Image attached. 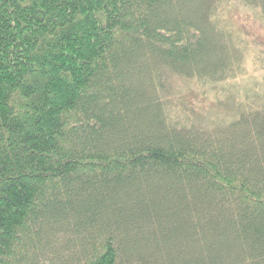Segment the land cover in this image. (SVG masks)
I'll use <instances>...</instances> for the list:
<instances>
[{"label": "trees", "instance_id": "16d2710c", "mask_svg": "<svg viewBox=\"0 0 264 264\" xmlns=\"http://www.w3.org/2000/svg\"><path fill=\"white\" fill-rule=\"evenodd\" d=\"M0 264H264V0H0Z\"/></svg>", "mask_w": 264, "mask_h": 264}, {"label": "rangeland", "instance_id": "374dc122", "mask_svg": "<svg viewBox=\"0 0 264 264\" xmlns=\"http://www.w3.org/2000/svg\"><path fill=\"white\" fill-rule=\"evenodd\" d=\"M188 101L189 100H193V103H190V104H192L193 106H196V107H199V108H201L202 106H203V104L200 102V99H197V98H195V97H193V95H191V96H187V97H185ZM195 98V99H194Z\"/></svg>", "mask_w": 264, "mask_h": 264}]
</instances>
